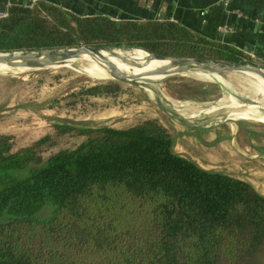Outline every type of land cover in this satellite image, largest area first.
<instances>
[{
	"label": "trees",
	"instance_id": "obj_1",
	"mask_svg": "<svg viewBox=\"0 0 264 264\" xmlns=\"http://www.w3.org/2000/svg\"><path fill=\"white\" fill-rule=\"evenodd\" d=\"M83 44L252 60L175 20L82 16L44 0L12 4L0 16V51ZM119 87L98 81L84 93ZM189 88L188 97L207 98L204 84ZM11 99L0 101V117L21 106ZM55 126L86 139L45 158L38 146L49 135L16 148L0 132V264H264V194L173 151L172 135L157 119L129 127L65 119Z\"/></svg>",
	"mask_w": 264,
	"mask_h": 264
},
{
	"label": "rangeland",
	"instance_id": "obj_2",
	"mask_svg": "<svg viewBox=\"0 0 264 264\" xmlns=\"http://www.w3.org/2000/svg\"><path fill=\"white\" fill-rule=\"evenodd\" d=\"M114 47H124L121 52L129 51L138 59L143 53L131 46ZM147 62L153 61L140 59V63ZM245 63L264 69L253 60ZM109 64L90 59L45 68L0 66V101L10 96L11 105L21 103L5 109L0 132L10 134L16 148L49 135L50 139L38 146L47 158L86 139L78 130L58 131L56 122L67 119L80 125L129 127L155 118L169 129L173 151L204 168L244 178L264 194V91L257 89L255 76L226 70L220 73L222 79H217L183 72L158 82L133 83L110 75L104 78L94 70L114 71ZM98 81H116L120 87L109 94L84 93L86 85ZM190 83L209 88L207 98L188 97ZM233 93L246 100H236ZM250 111L253 113H247ZM49 211L46 205L40 214Z\"/></svg>",
	"mask_w": 264,
	"mask_h": 264
},
{
	"label": "crops",
	"instance_id": "obj_3",
	"mask_svg": "<svg viewBox=\"0 0 264 264\" xmlns=\"http://www.w3.org/2000/svg\"><path fill=\"white\" fill-rule=\"evenodd\" d=\"M40 0H0L12 4ZM82 16L117 20H175L193 31L241 49L264 66V0H44ZM221 27H226L222 29Z\"/></svg>",
	"mask_w": 264,
	"mask_h": 264
},
{
	"label": "water",
	"instance_id": "obj_4",
	"mask_svg": "<svg viewBox=\"0 0 264 264\" xmlns=\"http://www.w3.org/2000/svg\"><path fill=\"white\" fill-rule=\"evenodd\" d=\"M131 47H138L131 45ZM113 46H105L102 44L91 45L83 44L80 46H68V47H51V48H41V49H22L14 51H0V62L5 63L9 69H30V68H43L58 66L52 65L54 61L66 58V57H77L85 53H92L100 51L103 49L113 50ZM149 52L148 58L168 60L166 63H163L147 72L143 73H124L120 71L108 72L111 77L130 81L133 83H144L145 81H154L155 77H144L146 75L160 76L158 80L165 78L170 75L183 72H193V73H202V72H213V65L217 62L225 64L226 68L221 70H215L219 73L230 70V71H240L243 68H248L251 71L261 70L262 67H258L249 63H240L234 60L226 58H200V57H190V56H177V55H166L162 53H157L150 51L144 47H140ZM34 59H43L39 63H32ZM202 61H206L205 64H201ZM64 65V64H60ZM2 70V69H0ZM4 70V69H3ZM157 80V81H158ZM242 99L244 97L240 96ZM183 121V120H182Z\"/></svg>",
	"mask_w": 264,
	"mask_h": 264
},
{
	"label": "bare ground",
	"instance_id": "obj_5",
	"mask_svg": "<svg viewBox=\"0 0 264 264\" xmlns=\"http://www.w3.org/2000/svg\"><path fill=\"white\" fill-rule=\"evenodd\" d=\"M123 49H125V48L124 47H115L113 50L103 49V50L92 52V53H85V54H82V55L77 56V57L61 58V59L54 61L52 65L72 64L76 61L77 62H85L87 60L93 59V61L94 60H96L98 62L102 61L106 65H108L110 63L109 66L114 71H120V72H124V73H143V72H147V71H149V70H151V69H153V68H155V67H157L163 63H166L168 61V60L152 59L153 62L140 63V59L150 60L148 58V55H149L148 51H147L148 53H146V52L140 53L141 56H140V59H138L129 51L121 52ZM128 49H131V48H128ZM41 61H43V59H34L31 62L32 63H39ZM205 63H206V61L201 62V64H205ZM3 65H5V63L0 62V66H3ZM81 65L85 66L83 63ZM43 68H45V67H43ZM224 68H226L225 64L220 63V62H217L213 65V69H215V70H221ZM92 69H94V68H92ZM94 70L98 71L104 78L108 77V74H109L108 70H97V69H94ZM215 70L211 73L210 72H205V73L202 72V73H198V74L199 75L208 74V75H212L213 77H216L217 79H222L221 74ZM240 71L244 72V73H250V70L248 68H243ZM251 74L258 79V82L255 83V85L257 86V89L259 91H264V69H261V70L257 69V70L251 71ZM144 77H155L154 81H157L160 76L146 75ZM232 96L236 100L241 99V97L237 94L233 93ZM250 105H255V104H250ZM247 113H253V111H250ZM237 117H239V116H237ZM244 118H249V117H244Z\"/></svg>",
	"mask_w": 264,
	"mask_h": 264
},
{
	"label": "built area",
	"instance_id": "obj_6",
	"mask_svg": "<svg viewBox=\"0 0 264 264\" xmlns=\"http://www.w3.org/2000/svg\"><path fill=\"white\" fill-rule=\"evenodd\" d=\"M36 4V2H34V1H29V2H27V3H25V5H27V6H34ZM9 5L5 8V9H3L2 11H0V16H7L8 14H9ZM222 29H226V27H221Z\"/></svg>",
	"mask_w": 264,
	"mask_h": 264
}]
</instances>
